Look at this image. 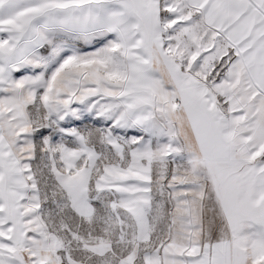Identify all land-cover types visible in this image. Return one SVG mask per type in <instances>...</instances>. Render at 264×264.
Listing matches in <instances>:
<instances>
[{"label":"snow or ice","instance_id":"snow-or-ice-1","mask_svg":"<svg viewBox=\"0 0 264 264\" xmlns=\"http://www.w3.org/2000/svg\"><path fill=\"white\" fill-rule=\"evenodd\" d=\"M0 264H264V0H0Z\"/></svg>","mask_w":264,"mask_h":264}]
</instances>
